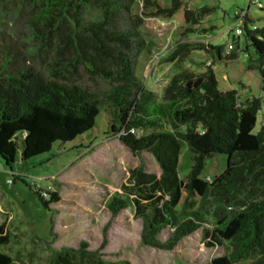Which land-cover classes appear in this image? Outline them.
<instances>
[{
	"label": "trees",
	"instance_id": "obj_1",
	"mask_svg": "<svg viewBox=\"0 0 264 264\" xmlns=\"http://www.w3.org/2000/svg\"><path fill=\"white\" fill-rule=\"evenodd\" d=\"M135 1L0 0V28L21 26L0 29V157L11 165L18 154L25 161L49 152L57 142L72 141L93 128L105 106L110 115L107 136H117L134 153H151L161 168L160 176L146 172L143 163L132 169L124 194L107 201L113 215L133 206L142 222L143 243L171 249L207 223L211 198L223 207L215 212L216 226L206 230L209 243L229 240L232 249L205 264H239L254 254L258 257L252 264H264V121L253 133L261 98L241 101L235 90H219L213 64L200 73L186 70L184 62L193 50L213 48L221 57V47L180 41L163 59L176 72L157 102L133 72V54L143 45L135 42L141 18L128 30L119 27ZM181 4L172 0L163 8L154 2L156 13L166 17ZM209 11L186 8L189 26L184 32H192L191 26ZM244 24L257 54L248 68L259 70L264 92V27ZM236 57L233 52L228 59ZM98 78L105 89H98ZM184 144L193 154L185 180L178 172ZM217 153L227 156L226 168L207 181L201 172ZM36 193L47 208L57 198L56 192H47L48 199ZM196 196L209 199L199 204ZM166 228L170 232L163 242L160 234ZM9 242L6 223L0 220V245ZM86 245L56 252L57 261L72 264L70 251L95 255ZM0 264L25 263L0 251Z\"/></svg>",
	"mask_w": 264,
	"mask_h": 264
},
{
	"label": "rangeland",
	"instance_id": "obj_2",
	"mask_svg": "<svg viewBox=\"0 0 264 264\" xmlns=\"http://www.w3.org/2000/svg\"><path fill=\"white\" fill-rule=\"evenodd\" d=\"M181 0L171 16L157 14V2L161 7L171 6L172 0H136L130 12L120 22V30H128L141 18L136 27L143 45L133 54V72L147 89L155 93L156 101L162 99V92L176 70L172 63L164 62L177 42H205L221 47L217 50H193L184 62L186 70L204 72L213 64V72L219 90H235L241 101L260 97L262 108L257 114L253 133H257L264 121V92L257 68L248 65L257 57L254 47L245 37L248 28L264 27V0ZM208 7L202 22L191 26L192 32H184L186 26L184 10H198ZM134 22V23H133ZM8 29L14 31L21 26L12 23ZM238 27L243 34L235 35ZM13 29V30H12ZM235 37V38H233ZM233 44L230 49L229 45ZM137 47V45H135ZM237 57L228 59L231 53ZM83 80H87L82 72ZM99 90L106 88L102 79H96ZM110 115L105 106L95 119L93 128L64 143H55L44 154L7 165L0 157V220L6 223L10 242L0 245V251L25 264H64L57 261L56 252L66 249H81L95 252V260L102 264H205L225 255L232 249V242L223 240L211 245L206 230L216 226L215 212L223 204L211 198L196 196L199 204L207 203V223L196 232L187 235L171 249L146 245L142 241V222L135 217L133 206L113 215L107 201L113 194H124L123 184L130 183L131 170L144 164V170L161 174L155 157L148 152L134 153L115 135H108ZM21 145V142H20ZM192 152L183 145L179 157L178 172L186 179L192 166ZM227 156L217 153L206 160L200 177L214 179L224 171ZM7 179H12L9 183ZM39 190L46 198L47 192H56L54 202L44 206L36 193ZM170 229L160 234L162 241L168 238ZM107 241L104 244V241ZM72 264H95L91 254L71 252ZM258 255H251L239 264H252ZM98 264V263H96Z\"/></svg>",
	"mask_w": 264,
	"mask_h": 264
},
{
	"label": "built area",
	"instance_id": "obj_3",
	"mask_svg": "<svg viewBox=\"0 0 264 264\" xmlns=\"http://www.w3.org/2000/svg\"><path fill=\"white\" fill-rule=\"evenodd\" d=\"M251 1L257 3L260 7L262 6L261 4L258 3L257 0H251ZM241 34H243V28H242V27H238V28L235 30V35H241ZM229 48L232 49V48H233V44H230V45H229ZM206 180H207V181H210L211 179H210L209 177H207ZM7 181H8L9 183H11V182H12V179H7Z\"/></svg>",
	"mask_w": 264,
	"mask_h": 264
},
{
	"label": "crops",
	"instance_id": "obj_4",
	"mask_svg": "<svg viewBox=\"0 0 264 264\" xmlns=\"http://www.w3.org/2000/svg\"><path fill=\"white\" fill-rule=\"evenodd\" d=\"M0 209H1V206H0Z\"/></svg>",
	"mask_w": 264,
	"mask_h": 264
}]
</instances>
